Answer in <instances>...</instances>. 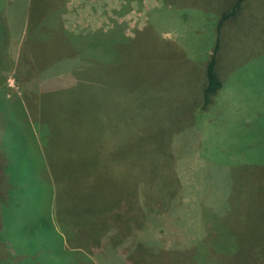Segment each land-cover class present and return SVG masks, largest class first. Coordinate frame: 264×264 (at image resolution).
<instances>
[{
	"label": "rangeland",
	"instance_id": "rangeland-1",
	"mask_svg": "<svg viewBox=\"0 0 264 264\" xmlns=\"http://www.w3.org/2000/svg\"><path fill=\"white\" fill-rule=\"evenodd\" d=\"M38 1L0 0L12 25L0 21V264H135L114 220L101 218L109 232L97 240L87 233L90 192L105 206L124 182L139 218L129 224L146 222L141 243L162 254L151 263L173 264L175 250L204 264L195 251L210 252L203 239L215 233L204 208L223 212L233 166L259 226L264 0H247L223 28V87L205 110V66L230 0H46L36 18ZM90 78L108 86L106 101L84 97ZM46 165L64 184L56 208ZM92 166L98 184L81 187ZM172 191L163 208L152 202Z\"/></svg>",
	"mask_w": 264,
	"mask_h": 264
},
{
	"label": "trees",
	"instance_id": "trees-1",
	"mask_svg": "<svg viewBox=\"0 0 264 264\" xmlns=\"http://www.w3.org/2000/svg\"><path fill=\"white\" fill-rule=\"evenodd\" d=\"M247 0H230L225 4V10L220 13L218 22L216 25V40L215 44L213 46V49L211 51V54L209 55L205 71H204V83L201 87V110H205L211 103V100L213 97H215L218 92L223 87V81L221 79V75L218 73V68L220 67L221 63L224 59V52H225V44L222 42L223 37V28L228 24L235 20H237L238 15L241 13L242 8ZM47 1L41 0L40 2L36 4L35 7V13L37 15L36 18L39 17L40 14L44 13L45 8L47 7ZM2 22V25L6 31L10 30L11 24L8 25L5 23V21L1 18L0 20ZM65 39V38H64ZM34 40V39H33ZM67 41V40H66ZM83 68H89V75L92 76V72L95 71L93 66H88L87 64L83 65ZM82 75V74H81ZM90 82H88L90 87L86 88L87 85H83L80 83L79 85L75 86V89L77 90L79 86L81 85L83 87V95L84 97L90 101L91 103H94L96 98L101 101V93L102 95H105L106 91L108 90V86L105 87V85H100L96 79L92 81L90 78ZM95 88V89H94ZM102 88V92H101ZM70 92V90H67ZM74 97H76L78 94H72ZM107 100V96H104V101ZM106 104V102H105ZM100 129H97L96 137L99 138L100 142H104L108 139V132L110 131L109 124L107 125V129L103 131V136L100 134ZM77 133V132H76ZM76 135V139H77ZM95 166V165H94ZM48 171L45 170V175L50 180L53 181L54 186L56 188L57 193L56 199L54 201V208L58 206V204L62 205L58 202V198L60 196L61 189L63 188V183H60L57 181L48 165H46ZM93 167V166H92ZM98 168H92L91 171L87 174L84 179H78V181L82 180V182H85L86 184H82L81 187L85 186H95L98 180ZM237 170L234 169V166L232 170L229 172V178L230 179V185L236 187V184H238L239 177L236 178ZM95 174L96 178H93V175ZM244 174V173H243ZM245 176V175H243ZM65 183V182H64ZM263 182L259 181V184ZM59 184V185H58ZM127 182H124V185L121 186L123 191L127 188ZM240 184V185H239ZM239 186H243V189L246 187L247 181L243 183H239ZM233 187V188H234ZM260 187L261 191H264V187H261V185H258V188ZM228 191V193L225 195L224 199L226 201V206L222 213L220 212H214L212 210V206L209 208H204L205 214H210L211 218L214 219L211 226L215 229V233H212V235L209 236V238H204V246L208 245V250L212 248V250L208 253L214 254V259L211 260L210 255L208 257V253L204 251H197L196 249L194 256L197 257V259H200L202 263L204 264H264V214L261 215L259 219L261 221L259 222V226H256L253 218L252 208H253V201L252 198L249 199L247 197L245 192H241V189H233ZM128 189V188H127ZM120 191L119 196L115 197L114 195L109 196L108 204L103 206L98 203V199L96 195L93 192H90L88 195V202L87 204H90L95 208V210L89 212L92 213V217H88L89 227L87 228V233H91L92 239H96L99 237V234L103 233L105 230H107L106 234L109 232L108 228H105L107 226L104 225V221L101 219L105 216L106 219L110 218L112 221L114 220L115 223L112 226V229L110 228V232H113L115 241H119L117 238H121L123 240V237L130 233V237L128 235V239L125 240L128 241L127 243L129 245H133L134 250H131L129 258L134 260L135 264H152L155 259L160 260V255H155L156 252H152L151 247L148 249L144 244L141 243V239L145 238L146 228L145 224L142 225L138 223H131L136 219H139L138 216L132 215V206L133 203L130 204V197L131 194H128V192ZM128 191V190H127ZM260 191V192H261ZM175 193V191H172L171 194L169 192L165 193L162 197L160 196V202L158 201L159 198L156 199V201H153L151 197H149L153 203L158 204L162 208L164 207V204L168 201V198ZM63 199L65 197L63 196ZM123 203L124 206H121ZM126 208V210L123 209ZM134 212V211H133ZM136 212L141 214V208L139 207ZM131 213V214H129ZM129 214V215H127ZM127 215V216H126ZM117 219L122 220L121 225H117ZM106 221V220H105ZM133 224H136L133 226ZM138 224V225H137ZM137 230L134 234L131 232L133 231V228ZM94 228V229H89ZM105 234V233H104ZM136 234V235H135ZM134 235L135 241L132 240V236ZM143 238H140V237ZM86 239H90L85 236ZM140 240V241H139ZM139 241V242H138ZM120 242V241H119ZM202 242V243H203ZM200 243V245L202 244ZM87 244V243H86ZM257 244H260L257 246ZM153 247L155 245L153 244ZM233 248V250H232ZM242 248V250H241ZM239 252L238 255H235V251ZM240 249V250H239ZM156 250V249H155ZM158 251V250H157ZM197 254V256H196ZM171 257V262L173 264H198L200 261L196 263H191V260L194 258H187L184 253L180 254L179 252L173 250L172 253L169 255ZM153 258V259H152ZM253 261H252V260ZM157 260V261H158ZM152 262V263H151Z\"/></svg>",
	"mask_w": 264,
	"mask_h": 264
},
{
	"label": "crops",
	"instance_id": "crops-1",
	"mask_svg": "<svg viewBox=\"0 0 264 264\" xmlns=\"http://www.w3.org/2000/svg\"><path fill=\"white\" fill-rule=\"evenodd\" d=\"M12 26V25H11ZM13 33H15L14 31L12 32V35H13V37H14V34Z\"/></svg>",
	"mask_w": 264,
	"mask_h": 264
}]
</instances>
